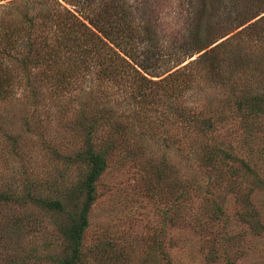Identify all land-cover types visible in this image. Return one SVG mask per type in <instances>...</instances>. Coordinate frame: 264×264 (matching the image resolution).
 I'll list each match as a JSON object with an SVG mask.
<instances>
[{
	"label": "rangeland",
	"instance_id": "1",
	"mask_svg": "<svg viewBox=\"0 0 264 264\" xmlns=\"http://www.w3.org/2000/svg\"><path fill=\"white\" fill-rule=\"evenodd\" d=\"M241 1L243 6L245 0ZM45 2L52 5L50 0H2L0 21L5 10L15 17L22 8ZM231 2L220 0L213 6L207 1L204 13L212 20L209 33L214 29L217 36L216 31L223 30ZM188 3L149 1L144 19L152 21L150 25L157 30L153 50L165 56L150 61V66H159V71L176 66L185 52L192 51L191 43L185 42L186 27L191 11L200 5L190 7ZM79 6L67 7L77 14ZM237 31L220 40L230 37L223 43L227 53L219 58L223 66H229L242 56L252 71L241 74L238 84L252 81L251 88H258L264 45L248 38L241 43ZM135 46L133 51L142 52ZM201 53L184 58L172 71ZM215 84L198 80L173 103L161 90L140 112L135 101L125 102L127 86L95 85V95L70 103L56 101L46 91L43 100L33 101L22 84H15L14 97L0 104V198L13 191L22 194L46 181L48 191L54 190H45L48 194L43 197L62 200L73 185L70 180L82 169L71 159L80 144L76 114L83 101L87 109H101L95 105L107 102V107H115L126 117L127 126L136 134L144 133L147 149L134 155L139 144H131L132 154L125 147L127 158L109 162L97 182L81 264H264V118H249L248 108L238 115L233 104L224 105L228 95ZM171 104L190 114L207 112L215 119L213 130L202 136L196 128L184 126L169 108ZM12 213L15 218L10 223ZM55 221L52 213L30 203L0 202V230L6 228L5 237H0V264H57L61 240Z\"/></svg>",
	"mask_w": 264,
	"mask_h": 264
},
{
	"label": "trees",
	"instance_id": "2",
	"mask_svg": "<svg viewBox=\"0 0 264 264\" xmlns=\"http://www.w3.org/2000/svg\"><path fill=\"white\" fill-rule=\"evenodd\" d=\"M50 1L51 6L46 2L30 9L18 6L16 8L22 10L17 11L15 17L11 11H4L0 21V104L14 97L13 88L17 83L25 87L28 98L33 101L43 100L46 91L56 96V101L70 103L95 95L94 86L101 88L106 83L129 87L125 102L131 104L132 99L140 112L151 105L155 96H160L161 90L173 103L184 91L190 90L194 82L207 79L226 91L228 97L224 105L233 104L238 115L248 108L245 114L249 118H264V68L262 72L257 71L259 80H256L262 82L261 86L251 88L252 81L251 84H238L241 74L252 71L242 56L229 66H223L224 62L219 58L227 53L224 52L227 45L223 43L230 37L220 40L234 30H238L241 43L248 38L264 45V0H245L243 6L239 4L241 0H229V10L226 6L228 18L223 30L216 31L217 36L214 29L208 32L212 25V20L209 21V16L204 13L208 0H188L190 7L200 5L199 10L195 7L191 11L186 27L185 42L191 43L192 51L185 52L175 62L176 66H167L169 68L163 71L157 70L159 66H150V61L165 58L153 50L157 30L150 24L154 23L144 19L148 16L150 0H61L66 6L59 0ZM218 2L220 0H210L213 6H218ZM75 4L81 9L77 14L67 7ZM136 42L138 46H135ZM132 45L142 52L133 51ZM231 46L229 49H233ZM199 53L197 59L172 71L185 61L184 58ZM168 71L172 72L165 78L153 80ZM162 83L164 87H161ZM106 104L95 105L101 109H87L83 101L76 114L80 144L71 159L82 169L74 180H70L73 185L62 200L43 197L50 186L46 181L42 185L35 183L22 194H19L20 190L13 191L0 198V202L5 203H30L56 216V232L61 240V253L55 259L57 264L83 262L82 241L89 224L90 206L96 198V184L109 162L116 158L126 159L128 154L124 149L128 147V153L132 154L131 144H139L134 155L147 149L144 133L136 134L131 126H127L126 117ZM169 108L175 110L184 126L196 128L202 136L214 128L215 119L203 110L190 114L174 104ZM209 108L213 111V106ZM53 190L51 187L48 192ZM12 216L10 223L15 218L13 213ZM5 229L1 228L0 237H5L2 234Z\"/></svg>",
	"mask_w": 264,
	"mask_h": 264
}]
</instances>
